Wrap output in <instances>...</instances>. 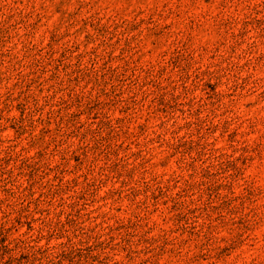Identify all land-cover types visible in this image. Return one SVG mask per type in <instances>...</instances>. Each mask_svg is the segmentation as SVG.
Here are the masks:
<instances>
[{
  "label": "rangeland",
  "instance_id": "1",
  "mask_svg": "<svg viewBox=\"0 0 264 264\" xmlns=\"http://www.w3.org/2000/svg\"><path fill=\"white\" fill-rule=\"evenodd\" d=\"M0 264H264V0H0Z\"/></svg>",
  "mask_w": 264,
  "mask_h": 264
}]
</instances>
